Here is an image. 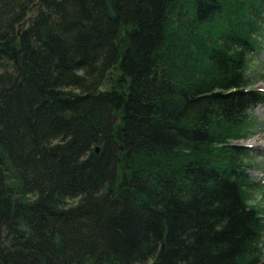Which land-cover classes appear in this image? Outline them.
<instances>
[{
	"label": "trees",
	"instance_id": "16d2710c",
	"mask_svg": "<svg viewBox=\"0 0 264 264\" xmlns=\"http://www.w3.org/2000/svg\"><path fill=\"white\" fill-rule=\"evenodd\" d=\"M262 42L264 0H0L3 262L264 264Z\"/></svg>",
	"mask_w": 264,
	"mask_h": 264
},
{
	"label": "rangeland",
	"instance_id": "374dc122",
	"mask_svg": "<svg viewBox=\"0 0 264 264\" xmlns=\"http://www.w3.org/2000/svg\"><path fill=\"white\" fill-rule=\"evenodd\" d=\"M31 15V14H30ZM250 77L253 79L254 88L256 90H262L264 92V42L259 46L258 55H254L252 58V63L248 71ZM264 103L260 105L256 110L251 113V122L249 129L244 133L245 138L239 141H235L237 145L246 147L249 158L248 162L252 163L253 168L249 169V173L254 181H260L262 187L258 191L257 202L260 205V211L264 215V149L261 145L255 146L252 142L253 137L256 134H261L264 132ZM258 143H262L264 139L260 138V135L255 138ZM70 204L75 202L70 201Z\"/></svg>",
	"mask_w": 264,
	"mask_h": 264
},
{
	"label": "bare ground",
	"instance_id": "6f19581e",
	"mask_svg": "<svg viewBox=\"0 0 264 264\" xmlns=\"http://www.w3.org/2000/svg\"><path fill=\"white\" fill-rule=\"evenodd\" d=\"M103 87L104 86H102V89H103ZM263 113H264V111H263ZM260 135V138H262V139H264V132L263 133H261V134H256L253 138V140H252V142H253V144L255 145V146H259V145H261L262 146V148L264 149V141H262V143H258L256 140H255V138H257L258 136ZM97 149V148H96ZM97 151V150H96ZM97 152H99V151H97Z\"/></svg>",
	"mask_w": 264,
	"mask_h": 264
},
{
	"label": "water",
	"instance_id": "95a60500",
	"mask_svg": "<svg viewBox=\"0 0 264 264\" xmlns=\"http://www.w3.org/2000/svg\"><path fill=\"white\" fill-rule=\"evenodd\" d=\"M96 150H97V151H100V148H99V147H97V149H96ZM0 264H5L1 258H0Z\"/></svg>",
	"mask_w": 264,
	"mask_h": 264
}]
</instances>
